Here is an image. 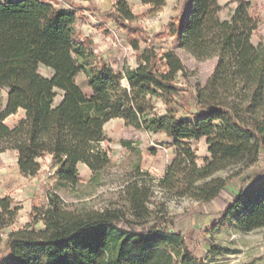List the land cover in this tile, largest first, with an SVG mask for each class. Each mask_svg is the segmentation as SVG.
<instances>
[{"label":"trees","instance_id":"16d2710c","mask_svg":"<svg viewBox=\"0 0 264 264\" xmlns=\"http://www.w3.org/2000/svg\"><path fill=\"white\" fill-rule=\"evenodd\" d=\"M140 1L153 7L165 2ZM232 1L235 7L221 19L218 0H189L181 20L170 26L179 46L195 58H216L204 85L191 95L202 112L193 121L178 119L173 109L186 89L175 82L185 68L172 51L163 53V70L156 66L161 58L147 46L136 68L116 72L78 36L74 10L44 0L0 1V90L6 91L0 154L14 151L22 176H35L39 159L50 156L58 167V188L81 182L78 163L88 167L93 179L110 164L101 142L104 125L116 118L136 130L164 133L175 146L163 176L151 178L154 185H147L148 174L136 168L120 188L125 204L72 207L57 193H47L46 203L33 207L29 222L9 232L3 243L0 239V264H194L183 236L164 226V209L149 208L154 186L216 205L222 216L213 229L235 208L240 210L231 220L237 230L264 227V192L244 202L247 191L240 190L226 201L221 197L225 178L214 176L229 167L252 166L264 152V45L250 40L259 23L250 3ZM115 6V24L136 31L128 24L135 16L127 0ZM131 45L138 48L135 40ZM39 65L52 75H41ZM80 73L90 95L75 81ZM153 97L165 105L162 114ZM18 110L23 116L9 127L4 120ZM202 138L209 156L198 165L190 142ZM19 209L10 196H0V229L15 222ZM37 222L42 228H35Z\"/></svg>","mask_w":264,"mask_h":264},{"label":"rangeland","instance_id":"374dc122","mask_svg":"<svg viewBox=\"0 0 264 264\" xmlns=\"http://www.w3.org/2000/svg\"><path fill=\"white\" fill-rule=\"evenodd\" d=\"M44 1L74 10L76 20L73 26L78 36L87 40L94 52L116 72L122 68H136L147 46H151L158 59L161 58L156 66L163 70L166 68L163 53L172 51L185 68L183 74L177 73L174 78L178 85L186 89L179 93L176 105H173L176 117L193 121L195 115L202 113L195 107L191 95L197 86L204 85L215 67L216 58H195L188 50L179 46L176 36L170 34V26H176L181 20L189 0H165L159 7L143 4L140 0H127L128 7L135 16L128 24L136 31H129L115 24L111 14L116 11L117 0ZM246 1L250 3V10L259 22L250 40L254 45H264V0ZM218 4L222 7L219 17L227 19L235 2L218 0ZM134 40L138 43L137 49L131 45ZM39 71L48 72L42 68ZM75 81L84 93L89 94L87 81L82 73L75 77ZM59 99L58 94L56 100ZM5 100L6 91L1 89L0 111ZM152 101L156 112L162 114L165 105L157 97H153ZM19 118L20 111L9 116L5 124L11 127ZM103 130L104 140L101 146L110 158L109 166L91 180V171H78L81 182L73 187L56 186L58 167L53 164L50 156L39 159L41 167L35 176H22L17 167L16 153L8 150L0 154V196H10L20 207L15 222L0 229L2 243L9 232L32 219L33 207L43 206L49 192L57 193L72 207L81 202L94 209H101L114 202L125 204L120 188L129 181L136 168L148 174L144 176L147 185H154L151 178H161L174 158L173 139L164 133L136 130L125 126L117 118L108 121ZM190 144L197 156V164L202 165L204 158L209 156L205 139L191 141ZM214 176L225 178L226 186L221 193L224 200H231L240 190L247 191L242 198L244 202L254 200L264 192V152L260 153L258 161L252 166L229 167ZM152 189L149 208L154 211L164 209L167 219L164 226L183 236L185 245L195 260L194 264H264V227L248 232L237 230L231 219L238 214L239 208H235L232 215L217 229H213L222 216L221 209L216 205L197 201L189 196H177L156 186ZM204 215L208 216L206 221H203ZM172 216L180 218L173 222L170 219ZM35 228H42V223L37 222ZM218 249L222 250L221 255L214 254Z\"/></svg>","mask_w":264,"mask_h":264},{"label":"crops","instance_id":"0c3cea01","mask_svg":"<svg viewBox=\"0 0 264 264\" xmlns=\"http://www.w3.org/2000/svg\"><path fill=\"white\" fill-rule=\"evenodd\" d=\"M48 2V1H47ZM39 68H42V69H47V71L48 72H45V73H41L40 71V74L41 75H43L44 77H50L51 75H52V70L50 69V68H48V67H46V66H44V65H39ZM89 88V87H88ZM91 94V90H90V88H89V94L88 95H90ZM18 111H20V118L23 116V111L22 110H18ZM14 115V114H13ZM11 116V115H10ZM9 117V116H8ZM7 117V118H8ZM6 118V119H7ZM19 118V119H20ZM5 119V120H6ZM5 120H4V123H5ZM12 127V126H11ZM77 168H78V171H81V170H84V171H90L89 169H88V167L86 166V165H84V164H82V163H78V165H77ZM87 175H90V174H87ZM208 216L207 215H204V220L203 221H206V219H208L207 218ZM213 221V220H212Z\"/></svg>","mask_w":264,"mask_h":264}]
</instances>
